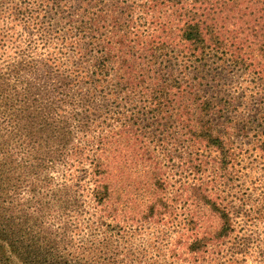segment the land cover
<instances>
[{"label":"trees","instance_id":"trees-1","mask_svg":"<svg viewBox=\"0 0 264 264\" xmlns=\"http://www.w3.org/2000/svg\"><path fill=\"white\" fill-rule=\"evenodd\" d=\"M263 56L264 0H0V264H107L76 247L74 232L91 184L95 201L108 199L100 178L129 154L126 134L136 136L127 137L132 147L186 98L177 122L193 113L201 131L191 128V138H212L218 130L203 118L229 102L215 103L205 88L226 94L236 70L262 76ZM141 155L129 154L154 159ZM208 203L224 223L205 253L217 264L249 253L252 236L226 241L227 210Z\"/></svg>","mask_w":264,"mask_h":264},{"label":"rangeland","instance_id":"rangeland-1","mask_svg":"<svg viewBox=\"0 0 264 264\" xmlns=\"http://www.w3.org/2000/svg\"><path fill=\"white\" fill-rule=\"evenodd\" d=\"M155 18L148 17L149 24ZM157 54H162L161 48ZM258 60L264 64V56ZM261 72L262 76L249 70L226 74V94L205 88L215 103L229 102L224 111H213L229 118L228 128L219 115L203 118L212 119L213 128L224 130L222 135L212 131V138H191V128L197 134L201 131L196 122L200 118L192 113V121L189 115L177 122L173 115L188 107L186 98L167 111L164 127L154 120V129L138 131L139 142L132 147L128 141L136 136L126 134L129 154L145 157L141 154L147 150L154 159L137 163L126 154L120 162H109L99 182V187H108L109 197L95 201L96 184L89 186L74 232L76 247H85L87 256L107 264H217L209 252L224 221L209 200L227 210L233 231L226 241L236 235L252 236L249 253L228 257L227 264H264L259 253L264 249V67ZM225 79L222 76V82ZM146 88L148 84L141 87L143 93ZM127 111L130 116L132 106ZM198 240L208 244L200 254L191 249Z\"/></svg>","mask_w":264,"mask_h":264}]
</instances>
